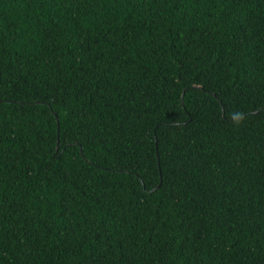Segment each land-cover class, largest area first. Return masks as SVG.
Instances as JSON below:
<instances>
[{"label":"trees","instance_id":"1","mask_svg":"<svg viewBox=\"0 0 264 264\" xmlns=\"http://www.w3.org/2000/svg\"><path fill=\"white\" fill-rule=\"evenodd\" d=\"M0 264H264V0H0Z\"/></svg>","mask_w":264,"mask_h":264},{"label":"clouds","instance_id":"2","mask_svg":"<svg viewBox=\"0 0 264 264\" xmlns=\"http://www.w3.org/2000/svg\"><path fill=\"white\" fill-rule=\"evenodd\" d=\"M242 118H243V114H242V113H239V112L234 113V114L232 115V119H233V121H235V122H237V123H239V122L242 120Z\"/></svg>","mask_w":264,"mask_h":264},{"label":"water","instance_id":"3","mask_svg":"<svg viewBox=\"0 0 264 264\" xmlns=\"http://www.w3.org/2000/svg\"><path fill=\"white\" fill-rule=\"evenodd\" d=\"M54 117H55V122L57 123V117H56V115L54 114ZM56 131H57V129H56ZM55 149H57V146H55ZM79 150H80V152H81V149L79 148Z\"/></svg>","mask_w":264,"mask_h":264}]
</instances>
